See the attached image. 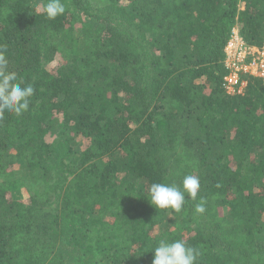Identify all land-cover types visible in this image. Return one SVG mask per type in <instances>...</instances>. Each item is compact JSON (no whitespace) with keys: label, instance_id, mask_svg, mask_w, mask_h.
I'll return each mask as SVG.
<instances>
[{"label":"trees","instance_id":"obj_1","mask_svg":"<svg viewBox=\"0 0 264 264\" xmlns=\"http://www.w3.org/2000/svg\"><path fill=\"white\" fill-rule=\"evenodd\" d=\"M62 2L50 20L47 0H0L8 70L34 88L0 116V264H152L161 239L264 264V80L224 88L234 26L264 42V0ZM188 175L179 212L150 203Z\"/></svg>","mask_w":264,"mask_h":264},{"label":"clouds","instance_id":"obj_2","mask_svg":"<svg viewBox=\"0 0 264 264\" xmlns=\"http://www.w3.org/2000/svg\"><path fill=\"white\" fill-rule=\"evenodd\" d=\"M44 11L48 19H55L64 14L65 5L62 0H47ZM3 47L0 45V116H3L5 111L19 116L28 110L34 88L31 84L22 87L21 83L17 82V73L8 70V61ZM199 189V178L188 175L183 179L182 188L175 184L153 183L149 189V200L156 208H171L179 212L184 205L185 194L195 199ZM195 211L197 213L205 211L203 198L201 203L196 205ZM153 251L152 264H195L200 255L199 249L188 245L182 239L171 242L161 239Z\"/></svg>","mask_w":264,"mask_h":264},{"label":"built area","instance_id":"obj_3","mask_svg":"<svg viewBox=\"0 0 264 264\" xmlns=\"http://www.w3.org/2000/svg\"><path fill=\"white\" fill-rule=\"evenodd\" d=\"M224 65L227 70L224 88L229 95L244 94L249 78L264 80V42L251 44L234 27L225 46Z\"/></svg>","mask_w":264,"mask_h":264},{"label":"rangeland","instance_id":"obj_4","mask_svg":"<svg viewBox=\"0 0 264 264\" xmlns=\"http://www.w3.org/2000/svg\"><path fill=\"white\" fill-rule=\"evenodd\" d=\"M108 1V0H107ZM240 7L243 9L244 8V4L243 3H240ZM234 27H236L237 29H239L240 28V30H241V25L239 24V23H237ZM55 64H56V61H54V62H52V63H50V64H48L47 66L49 67V68H53L54 66H55ZM54 137V136H53ZM52 138V137H51ZM77 141H78V146H79V148L80 149H84V148H86V146H87V144H88V142L86 141V140H84V139H81V137H79V138H77ZM28 190L27 189H22V191H21V193H20V195L22 196V197H28ZM164 228H162V229H160V231H158V227L156 228V232H161L162 230H163Z\"/></svg>","mask_w":264,"mask_h":264}]
</instances>
